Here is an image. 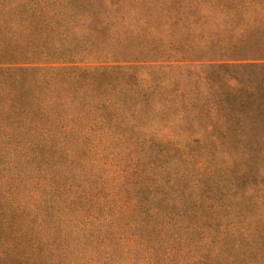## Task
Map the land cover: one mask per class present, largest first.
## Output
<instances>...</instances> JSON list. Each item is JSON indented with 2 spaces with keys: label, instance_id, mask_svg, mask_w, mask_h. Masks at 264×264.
Instances as JSON below:
<instances>
[{
  "label": "trees",
  "instance_id": "obj_1",
  "mask_svg": "<svg viewBox=\"0 0 264 264\" xmlns=\"http://www.w3.org/2000/svg\"><path fill=\"white\" fill-rule=\"evenodd\" d=\"M0 264H264V0H0Z\"/></svg>",
  "mask_w": 264,
  "mask_h": 264
},
{
  "label": "rangeland",
  "instance_id": "obj_2",
  "mask_svg": "<svg viewBox=\"0 0 264 264\" xmlns=\"http://www.w3.org/2000/svg\"><path fill=\"white\" fill-rule=\"evenodd\" d=\"M257 79V78H256Z\"/></svg>",
  "mask_w": 264,
  "mask_h": 264
}]
</instances>
